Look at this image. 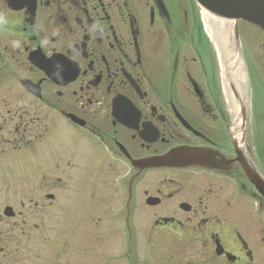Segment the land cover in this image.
I'll return each instance as SVG.
<instances>
[{"label":"flooded vegetation","instance_id":"flooded-vegetation-1","mask_svg":"<svg viewBox=\"0 0 264 264\" xmlns=\"http://www.w3.org/2000/svg\"><path fill=\"white\" fill-rule=\"evenodd\" d=\"M195 9L193 0H0V171L34 154L37 140L51 149L59 138L64 170L83 158L123 174L130 253H157L158 264H264V198L241 158L264 172L196 65ZM179 147L197 165H133ZM53 184L30 183L28 203L12 184L0 264L18 231L39 229Z\"/></svg>","mask_w":264,"mask_h":264},{"label":"rangeland","instance_id":"rangeland-1","mask_svg":"<svg viewBox=\"0 0 264 264\" xmlns=\"http://www.w3.org/2000/svg\"><path fill=\"white\" fill-rule=\"evenodd\" d=\"M202 11L195 9L192 23L196 65L204 63L215 88L210 89L212 100L224 103L229 112L216 56L204 30ZM238 33L249 81L245 137L259 169L264 172V33L243 21L238 24ZM51 141L53 146L49 149L45 141L37 140L34 154L21 153L16 168L0 171V208L11 203L12 188L17 187L13 183L19 184L17 198L25 203L28 202L23 198L29 197L30 183L47 179L55 187L48 191L55 196L48 214L42 222L36 221L39 229L31 227L28 232L29 222L24 231H18L8 253L5 251L9 259L4 264H140L145 260L147 264H158L157 253L143 255L128 250L123 174L93 171L92 167L81 164L86 163L83 158L77 169L66 171L59 152L54 153L60 148L59 138ZM94 183H98L96 189Z\"/></svg>","mask_w":264,"mask_h":264},{"label":"bare ground","instance_id":"bare-ground-1","mask_svg":"<svg viewBox=\"0 0 264 264\" xmlns=\"http://www.w3.org/2000/svg\"><path fill=\"white\" fill-rule=\"evenodd\" d=\"M203 23L211 40L209 44L216 56L225 100L232 115V131L243 144L244 130L247 128L249 81L240 44L235 37V23L216 18L205 11Z\"/></svg>","mask_w":264,"mask_h":264},{"label":"water","instance_id":"water-1","mask_svg":"<svg viewBox=\"0 0 264 264\" xmlns=\"http://www.w3.org/2000/svg\"><path fill=\"white\" fill-rule=\"evenodd\" d=\"M205 12L216 18L235 23V37L239 42L238 22L245 21L264 32V0H194ZM186 124V123H185ZM235 140L240 141L238 135L233 133ZM241 143V141H240ZM242 144V143H241ZM194 152L187 147L171 150L159 158L134 161L133 165L140 170L152 167L185 168L197 165ZM242 167L249 181L255 186L258 193L264 198V178L256 168L247 163L245 158Z\"/></svg>","mask_w":264,"mask_h":264}]
</instances>
